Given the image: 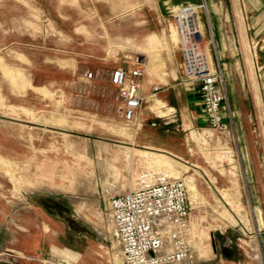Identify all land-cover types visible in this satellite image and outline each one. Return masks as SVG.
I'll use <instances>...</instances> for the list:
<instances>
[{
	"label": "crops",
	"instance_id": "obj_1",
	"mask_svg": "<svg viewBox=\"0 0 264 264\" xmlns=\"http://www.w3.org/2000/svg\"><path fill=\"white\" fill-rule=\"evenodd\" d=\"M186 7L195 10L212 70L222 75L226 101L220 132L208 124L200 84L185 73L175 18ZM2 33L11 36V46L40 48L61 70L63 82L76 79L65 76L66 68L106 66L110 78L116 67H134L128 58H143L138 79L143 105L132 121L123 116L121 124H112L93 163L106 197L131 191L130 181L135 178L136 184L143 172L179 178L176 171L186 172L182 166L209 161L216 143L225 154L219 161L237 164L232 175L224 168L223 177L245 180L234 193L248 194L257 204L256 196L264 193L258 181L264 179V0H0ZM2 43L0 50L6 48ZM114 48L117 54L109 55ZM48 93L61 100L82 94ZM113 96L120 102L115 86ZM63 131L49 129L44 137L72 136ZM0 163L13 172L12 162Z\"/></svg>",
	"mask_w": 264,
	"mask_h": 264
},
{
	"label": "rangeland",
	"instance_id": "obj_2",
	"mask_svg": "<svg viewBox=\"0 0 264 264\" xmlns=\"http://www.w3.org/2000/svg\"><path fill=\"white\" fill-rule=\"evenodd\" d=\"M10 39L0 34L6 45L0 50V161L13 163L11 174L0 163V264H123L108 211L110 195L93 165L111 136L108 129L124 120L110 68L88 63L66 68L65 76L76 79L63 82L61 70L40 48L11 46ZM56 91H80L81 99L46 97ZM57 127L72 136L44 137ZM211 148L209 161L176 171L188 190L189 263L264 264V193L255 205L250 195L235 194V185L245 180L224 178L223 171L232 175L237 164L219 161L223 150L216 143ZM134 179L130 190L137 188ZM258 181L264 188V179Z\"/></svg>",
	"mask_w": 264,
	"mask_h": 264
},
{
	"label": "built area",
	"instance_id": "obj_3",
	"mask_svg": "<svg viewBox=\"0 0 264 264\" xmlns=\"http://www.w3.org/2000/svg\"><path fill=\"white\" fill-rule=\"evenodd\" d=\"M184 57L185 73L200 84L201 96L210 128L220 132L226 101L222 75L212 70L205 41L193 8H183L175 18ZM134 67L129 71L116 67L110 81L118 89L124 119L135 118L143 105L138 79L144 60L128 58ZM92 73L87 74L91 78ZM159 88L154 87V91ZM138 187L110 197L108 211L115 228L119 256L123 264H190V247L186 240L190 209L188 190L183 179L166 173L143 172Z\"/></svg>",
	"mask_w": 264,
	"mask_h": 264
},
{
	"label": "bare ground",
	"instance_id": "obj_4",
	"mask_svg": "<svg viewBox=\"0 0 264 264\" xmlns=\"http://www.w3.org/2000/svg\"><path fill=\"white\" fill-rule=\"evenodd\" d=\"M4 169H5V171H8V168H4ZM187 184L189 186L190 193L192 195H195V193H196L197 190L195 189L193 179L192 178H189L188 181H187ZM94 214L98 215V217H99V214L98 213H94Z\"/></svg>",
	"mask_w": 264,
	"mask_h": 264
}]
</instances>
